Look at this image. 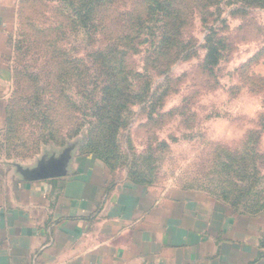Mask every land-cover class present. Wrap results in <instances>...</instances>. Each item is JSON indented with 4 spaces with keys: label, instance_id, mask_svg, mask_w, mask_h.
I'll list each match as a JSON object with an SVG mask.
<instances>
[{
    "label": "rangeland",
    "instance_id": "rangeland-1",
    "mask_svg": "<svg viewBox=\"0 0 264 264\" xmlns=\"http://www.w3.org/2000/svg\"><path fill=\"white\" fill-rule=\"evenodd\" d=\"M2 1L6 6L21 7L18 18L15 10L10 36L12 46L17 42L22 46L12 51V67L21 74L13 80L11 97L12 104L24 99L16 110L28 120L19 123L22 133L12 146L5 148L0 143V161L31 166L41 155L59 152L67 144L77 142L76 148L83 145L89 132H94L90 126L95 118L89 115L99 104L108 64L112 68L115 64L116 76L140 96L129 106L128 127L118 134V153L121 159L129 155L128 160L135 156V163L142 162L149 186L165 189L202 185L206 190L211 166L213 169L220 160H228L227 156L240 157L248 138L253 142L258 136L256 152L264 157V9L222 4L219 10L210 7L202 11L200 0H176L185 16L181 37L185 52L156 56L153 40L131 31L136 38L133 47L130 45L125 54L102 58L99 52L108 40H121L129 30L124 21L127 14L143 12L141 0H106L99 4L89 17L88 32L77 23L71 26L75 4L67 6L59 0ZM56 27L59 29L54 30ZM208 28L220 39L216 65L206 64L204 59ZM48 41L57 46L52 55L42 51ZM57 50L62 51L59 57L55 56ZM147 89L149 96L156 89L159 95L152 107L140 101L143 96L149 98ZM36 90L38 108L41 105L46 109L54 122L55 143L47 147H41L42 118L29 119L21 111L25 101L33 102ZM242 98L246 103L240 111L228 110ZM38 110L34 109L35 115ZM222 119L229 121L233 134L213 138L210 122ZM78 128V135L72 138ZM252 131L259 135H248ZM69 135L72 139L60 146V140ZM34 149L37 153L32 156ZM124 160L117 163L114 172L130 180L121 165L127 162Z\"/></svg>",
    "mask_w": 264,
    "mask_h": 264
},
{
    "label": "crops",
    "instance_id": "crops-1",
    "mask_svg": "<svg viewBox=\"0 0 264 264\" xmlns=\"http://www.w3.org/2000/svg\"><path fill=\"white\" fill-rule=\"evenodd\" d=\"M3 3L0 143L16 18ZM260 239L258 218L200 190L134 184L77 149L69 173L54 179L25 181L0 161V264H264Z\"/></svg>",
    "mask_w": 264,
    "mask_h": 264
},
{
    "label": "trees",
    "instance_id": "trees-1",
    "mask_svg": "<svg viewBox=\"0 0 264 264\" xmlns=\"http://www.w3.org/2000/svg\"><path fill=\"white\" fill-rule=\"evenodd\" d=\"M61 3L75 4V9L72 11L71 26L75 27V23L88 32L89 17H91L95 8L100 4H103L106 0H59ZM66 3H65V2ZM201 10L208 11L213 7L214 10H219L222 4L236 5L243 8H258L264 9V0H200ZM141 5L144 6L142 13L137 11L127 14V19L124 20L128 23V29L120 36L121 40L115 41L108 40V44L104 49H101L99 54L102 58L114 57L116 54H125L126 49L136 41V38L130 34L134 32L137 36L144 35L145 39L153 40L152 47L153 53L156 56L168 57L170 55H180L187 49L183 48L184 43L181 40L182 30L185 25V16L181 12V8L177 5L176 0H141ZM68 6V5H67ZM128 13V11H126ZM21 15L20 4L16 8L17 18ZM29 25L31 23L29 22ZM38 28V27H35ZM54 28V27H53ZM56 27L54 30H58ZM62 34H58V37ZM215 30L208 28V33L204 36L205 48V63L209 65H216L219 58V45L220 39L215 38ZM59 40L60 38H56ZM9 43L12 51L22 47L20 42L16 45ZM45 44V48H42L48 55H52L54 49L57 48L55 42L48 41ZM116 43H119L118 45ZM134 45V44H133ZM132 45V47H133ZM41 51V48H36ZM52 51V52H51ZM62 51L57 50L55 56H61ZM63 65V64H62ZM112 64H108L105 67L108 72L106 85L100 90V99L97 107L90 112V117L95 118V122L91 123V129L94 132H89L86 136V141L78 148V153L82 156H91L103 162V164L112 172L115 170V166L121 159L120 153H118V134L120 129H126L128 127V113L130 114L129 106L140 98V96L130 90V87L125 83L124 79L116 76V66L112 68ZM63 71V66H62ZM109 70H113L110 73ZM13 80L17 78L21 72H18L12 68ZM52 73V71H51ZM32 77V74H29ZM33 78V77H32ZM36 79V78H34ZM149 89H147V98L149 96ZM159 96V95H158ZM157 89L154 90L148 99L141 98L140 101L147 104L146 106L152 107L153 103L158 100ZM22 102L24 99H21ZM39 97L37 98V90L34 94L33 102L30 100L25 101L26 105L21 108L24 114H28L29 119L42 118V132L40 139L43 141V146L47 147L53 144L55 134L53 132L52 117L47 116L46 109L42 110L41 105L38 108ZM12 104V97L8 101L4 109L5 127L3 131L2 145L10 147L13 145L17 136L21 134L20 124L26 122L25 117H20L16 108L20 105ZM34 103L35 106L32 105ZM31 104V105H30ZM27 106H30L29 108ZM39 109L37 115L34 113V109ZM57 124V123H56ZM58 125V124H57ZM84 125V123H83ZM58 127V126H57ZM90 129V130H91ZM89 130V131H90ZM80 129L78 128L75 136L78 135ZM53 132V133H52ZM259 135V132L252 131L248 135ZM72 135L68 136L66 140H60L61 145L65 144V141L72 139ZM257 139L250 142L249 138L244 145V150L240 157L227 156L228 160H220L219 163L214 165V168L209 172L211 177L203 190L202 185L197 187H189L184 189H195L206 192L218 202L224 204L232 213L243 214L258 218L261 223V239L259 246L264 249V172L261 171V165L263 164V155L256 152ZM55 143V142H54ZM38 144V142H37ZM40 147V148H41ZM6 148V147H5ZM39 148V150H40ZM8 149V148H7ZM27 150H30L29 148ZM32 156L37 153V150L32 151ZM30 154V151H29ZM139 157V156H138ZM129 155L125 156V162L123 167L128 171V177L130 181L138 185H150V181L144 175V169L141 167L142 162H137L136 157L128 160ZM139 159V158H138ZM124 160V161H125ZM132 160V161H131ZM213 160V159H212ZM217 160V159H215ZM135 169L132 172V169ZM149 168V167H148ZM131 172V173H130ZM149 175V173H148ZM206 176V175H205ZM204 185V184H203Z\"/></svg>",
    "mask_w": 264,
    "mask_h": 264
},
{
    "label": "water",
    "instance_id": "water-1",
    "mask_svg": "<svg viewBox=\"0 0 264 264\" xmlns=\"http://www.w3.org/2000/svg\"><path fill=\"white\" fill-rule=\"evenodd\" d=\"M77 142L67 144L59 152L43 154L34 166L24 167L10 163L15 173L25 181H38L64 177L69 173V164L76 150Z\"/></svg>",
    "mask_w": 264,
    "mask_h": 264
},
{
    "label": "clouds",
    "instance_id": "clouds-1",
    "mask_svg": "<svg viewBox=\"0 0 264 264\" xmlns=\"http://www.w3.org/2000/svg\"><path fill=\"white\" fill-rule=\"evenodd\" d=\"M246 103L245 99H240L233 102V105L229 107V111L235 113L240 111L244 104ZM250 110V109H245ZM212 124V128L209 130V134L213 136V138H220V137H230L233 134V127L230 125L227 119H222L218 121L210 122Z\"/></svg>",
    "mask_w": 264,
    "mask_h": 264
}]
</instances>
